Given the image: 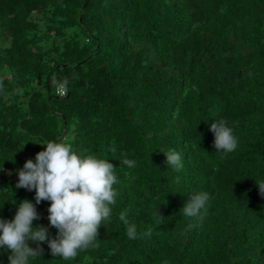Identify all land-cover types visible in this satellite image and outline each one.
<instances>
[{
    "label": "trees",
    "instance_id": "trees-1",
    "mask_svg": "<svg viewBox=\"0 0 264 264\" xmlns=\"http://www.w3.org/2000/svg\"><path fill=\"white\" fill-rule=\"evenodd\" d=\"M214 119L235 152H215ZM51 140L107 156L118 195L97 247L65 261L42 242L30 264H264V0H0V216L35 203L16 170ZM201 190L212 200L189 228L180 209ZM49 204L33 223L55 237ZM122 211L152 235L130 240Z\"/></svg>",
    "mask_w": 264,
    "mask_h": 264
},
{
    "label": "clouds",
    "instance_id": "clouds-1",
    "mask_svg": "<svg viewBox=\"0 0 264 264\" xmlns=\"http://www.w3.org/2000/svg\"><path fill=\"white\" fill-rule=\"evenodd\" d=\"M209 129L214 133L215 152L229 154L238 149L239 137L226 120L214 119ZM39 144L46 147L36 153L34 160H26L23 167L16 170L18 181L15 184L17 189L34 190L35 203L29 199L15 202L13 218L0 216V256L9 252L7 264H30L31 260L42 256V242L47 243L53 256L65 261L75 259L81 251L97 247L99 230L111 219L112 205L116 204L117 167L109 162L107 156L78 153L72 144L63 141ZM161 151L166 157L167 169L175 172L183 169L184 157L180 152L175 148ZM119 161L120 166L129 169L137 166L135 159ZM0 171H3V165ZM256 182L260 194L264 195V180ZM188 196L180 210L190 221L188 227L195 228L203 222L212 194L201 190ZM43 201L50 202L47 219L48 224L57 229L55 237L44 224L33 223L40 219L37 205ZM120 220L130 240L152 235L151 228L142 230L130 220L127 211L120 213ZM30 243L36 246L31 247Z\"/></svg>",
    "mask_w": 264,
    "mask_h": 264
},
{
    "label": "built area",
    "instance_id": "built-area-1",
    "mask_svg": "<svg viewBox=\"0 0 264 264\" xmlns=\"http://www.w3.org/2000/svg\"><path fill=\"white\" fill-rule=\"evenodd\" d=\"M56 94H58V95H60V96H64V95H65V91H64L63 87L58 86V87L56 88Z\"/></svg>",
    "mask_w": 264,
    "mask_h": 264
}]
</instances>
